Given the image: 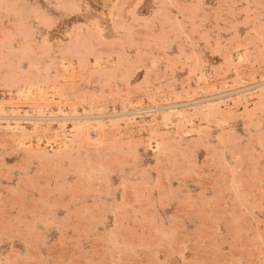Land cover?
I'll return each mask as SVG.
<instances>
[{
    "label": "rangeland",
    "instance_id": "rangeland-1",
    "mask_svg": "<svg viewBox=\"0 0 264 264\" xmlns=\"http://www.w3.org/2000/svg\"><path fill=\"white\" fill-rule=\"evenodd\" d=\"M0 264H264V0H0Z\"/></svg>",
    "mask_w": 264,
    "mask_h": 264
}]
</instances>
